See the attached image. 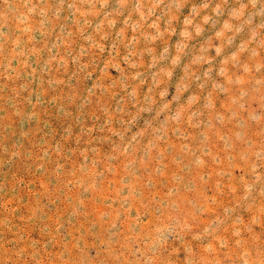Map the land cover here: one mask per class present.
Segmentation results:
<instances>
[{"label":"rangeland","instance_id":"374dc122","mask_svg":"<svg viewBox=\"0 0 264 264\" xmlns=\"http://www.w3.org/2000/svg\"><path fill=\"white\" fill-rule=\"evenodd\" d=\"M0 264H264V0H0Z\"/></svg>","mask_w":264,"mask_h":264}]
</instances>
